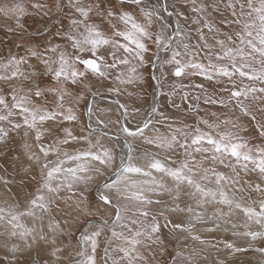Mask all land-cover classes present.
<instances>
[{"label":"snow or ice","instance_id":"1","mask_svg":"<svg viewBox=\"0 0 264 264\" xmlns=\"http://www.w3.org/2000/svg\"><path fill=\"white\" fill-rule=\"evenodd\" d=\"M29 8L59 26L25 39ZM0 18L20 41L0 54V264L264 258V0H0ZM229 226L247 247L213 236Z\"/></svg>","mask_w":264,"mask_h":264},{"label":"rangeland","instance_id":"2","mask_svg":"<svg viewBox=\"0 0 264 264\" xmlns=\"http://www.w3.org/2000/svg\"><path fill=\"white\" fill-rule=\"evenodd\" d=\"M32 15H33V13H31L29 16L31 17ZM45 19H46V17L40 16L39 22L44 21ZM31 26H32V24L30 23L29 28H28L29 31L33 30L31 28ZM14 36L15 35L12 33L5 34V32L2 30V26H0V45H1L0 46V54L7 53L9 49H11L13 52L17 51V49L14 47V44L12 43V41L14 40ZM39 40H40V38H39ZM19 51H21V53H22L23 50L20 49ZM148 91L151 92V89L149 88ZM189 122H191V121H189ZM17 141L19 142V137H17ZM0 164H3L5 167H7L9 171L12 170L13 165L5 162L2 159H0ZM212 210L213 209L210 206L208 209L209 213H211ZM232 219L234 222H236L237 224H239L241 226L244 224V217L240 213H237ZM252 227L256 228L258 226L253 225ZM243 230L244 229L242 227L237 228V229H232L229 226L228 231H224L223 229H221L217 233L213 234V236L216 238H220V239L232 240L239 247H247L245 237L233 236V234H232L233 231L239 232V231H243ZM210 238H212V237H210ZM0 255H2V253H0ZM27 258H28L27 256L24 257V259H27ZM213 258H216L215 253H213ZM219 259L227 260L228 264H261V261L264 260V258H262L259 253H256L253 251L236 253L234 256H230V255H228L226 250H222V253L219 256Z\"/></svg>","mask_w":264,"mask_h":264},{"label":"bare ground","instance_id":"3","mask_svg":"<svg viewBox=\"0 0 264 264\" xmlns=\"http://www.w3.org/2000/svg\"><path fill=\"white\" fill-rule=\"evenodd\" d=\"M20 2H22L24 4H28V3H30V0H20ZM31 13H32V10L29 8V15ZM29 15L24 18L25 29H26L25 39H28L29 37H31L33 40L39 41L40 37H39V35L36 32L37 29H42L45 26H47L49 29L54 30V26H59V22H58V20L56 18L55 9H53L51 17H46V19L44 21H41V22H39V20H40V16L39 15L33 14L31 17ZM30 23L32 24V26H31V28L33 29L32 31L28 30ZM3 24H4V21H3L2 18H0V26L3 27ZM18 36H19V33H17L14 36V40L13 41H15L16 43L20 42L19 39H18ZM148 90H149V88H147V91ZM212 110H215V108H213Z\"/></svg>","mask_w":264,"mask_h":264}]
</instances>
